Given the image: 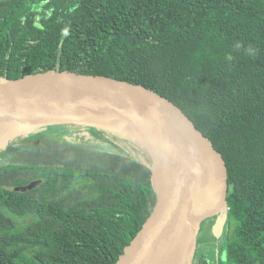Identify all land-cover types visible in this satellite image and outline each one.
<instances>
[{
    "label": "trees",
    "instance_id": "obj_1",
    "mask_svg": "<svg viewBox=\"0 0 264 264\" xmlns=\"http://www.w3.org/2000/svg\"><path fill=\"white\" fill-rule=\"evenodd\" d=\"M54 69L181 108L228 169L225 243L194 264H264V0H0V77ZM22 130L0 164V264H115L155 204L145 148L97 122ZM25 151L53 162L17 163Z\"/></svg>",
    "mask_w": 264,
    "mask_h": 264
},
{
    "label": "water",
    "instance_id": "obj_2",
    "mask_svg": "<svg viewBox=\"0 0 264 264\" xmlns=\"http://www.w3.org/2000/svg\"><path fill=\"white\" fill-rule=\"evenodd\" d=\"M108 120L148 128L158 155L143 146L152 161L155 204L115 264H175L182 255L192 264L202 221L226 209L228 169L181 108L148 86L107 75L54 69L0 77V139L14 130ZM41 183L17 189L26 193Z\"/></svg>",
    "mask_w": 264,
    "mask_h": 264
},
{
    "label": "rangeland",
    "instance_id": "obj_3",
    "mask_svg": "<svg viewBox=\"0 0 264 264\" xmlns=\"http://www.w3.org/2000/svg\"><path fill=\"white\" fill-rule=\"evenodd\" d=\"M117 122L118 121L108 120V121L101 122V125L106 128L115 130V131L127 133L128 132L127 129L124 128L123 125L118 124ZM30 131L31 130L24 131L22 129L14 130L9 135L0 139V164L1 165L13 161L12 157L5 152V149L9 146V144L11 145V142L12 144L17 143V140H15L17 139V137H15V135H21L20 132H24V134L21 135L22 137L20 138L21 139L20 148H21L22 145L26 146L28 144V141L22 138H24V136L29 135ZM59 131H62V130L50 129L48 132L57 134ZM66 137H58V138L60 139L64 138L70 142H76V143L79 142L75 136L72 137V135H68ZM6 143L7 144L9 143V144L6 146ZM15 145L17 146L18 144H15ZM21 157L27 161H21L19 160V158L16 157L15 160L17 163L28 164L30 162H37V161L39 162V160L40 161L42 160L43 162H50V163L53 162V158H51L49 155L37 154V153H34L33 151H28V152L25 151L23 152V154H21ZM14 177H15L14 175H6L5 177L1 178V181L6 182L9 179L14 178ZM225 220H226V212L222 210L217 215L216 218L212 216L202 221L200 225L201 227L199 229L198 237H197V242H196L197 247L196 249L193 250V253H192V259H193L192 264H194L197 261V256H199L202 253L207 255V257L211 261L215 260L214 259L215 255L217 256L219 254L217 249L222 247V245L225 243L224 237L226 236V233H227Z\"/></svg>",
    "mask_w": 264,
    "mask_h": 264
},
{
    "label": "bare ground",
    "instance_id": "obj_4",
    "mask_svg": "<svg viewBox=\"0 0 264 264\" xmlns=\"http://www.w3.org/2000/svg\"><path fill=\"white\" fill-rule=\"evenodd\" d=\"M117 123L123 125L124 128L127 129L128 134L132 135L142 146H144L149 152L153 153L156 159H158L156 141L152 132L148 128L141 127L135 123H132L129 120L126 121L120 120ZM155 170L159 172L158 161L155 165ZM185 261H186V256L182 255L175 264H185L186 263ZM168 264H174V261H171Z\"/></svg>",
    "mask_w": 264,
    "mask_h": 264
},
{
    "label": "flooded vegetation",
    "instance_id": "obj_5",
    "mask_svg": "<svg viewBox=\"0 0 264 264\" xmlns=\"http://www.w3.org/2000/svg\"><path fill=\"white\" fill-rule=\"evenodd\" d=\"M60 70V69H59Z\"/></svg>",
    "mask_w": 264,
    "mask_h": 264
}]
</instances>
